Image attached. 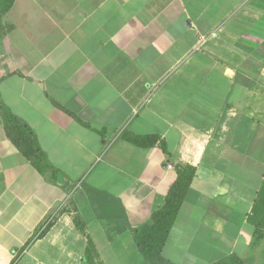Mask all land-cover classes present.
<instances>
[{
  "label": "crops",
  "instance_id": "0c3cea01",
  "mask_svg": "<svg viewBox=\"0 0 264 264\" xmlns=\"http://www.w3.org/2000/svg\"><path fill=\"white\" fill-rule=\"evenodd\" d=\"M2 22L0 100L42 155L0 110V264L263 260L264 0H15ZM178 165L196 175L147 258Z\"/></svg>",
  "mask_w": 264,
  "mask_h": 264
},
{
  "label": "trees",
  "instance_id": "16d2710c",
  "mask_svg": "<svg viewBox=\"0 0 264 264\" xmlns=\"http://www.w3.org/2000/svg\"><path fill=\"white\" fill-rule=\"evenodd\" d=\"M15 0H0V36L4 33L5 26L2 16L10 10ZM0 110L4 116V129L8 138L17 145L24 155L41 156L42 151L37 145L34 132L19 118L7 110L0 100ZM122 137L139 147L155 145L159 137L157 135H133L122 134ZM177 177L171 184L163 203L151 216V223L143 225L135 231V241L138 250L147 258H158L162 246L165 244L168 233L174 224L178 211L182 206L186 192L190 187L195 175L196 168L192 165L176 166ZM264 217V181L253 207L252 220L256 226L264 225L257 218ZM45 230L40 234L42 235ZM257 238V233H256ZM215 264H245L238 256L232 255Z\"/></svg>",
  "mask_w": 264,
  "mask_h": 264
},
{
  "label": "rangeland",
  "instance_id": "374dc122",
  "mask_svg": "<svg viewBox=\"0 0 264 264\" xmlns=\"http://www.w3.org/2000/svg\"><path fill=\"white\" fill-rule=\"evenodd\" d=\"M257 219H258V222L261 221L262 223H264V217H260V218H257ZM46 227H47V223L45 224V228L40 232V234L46 229ZM262 227H264V225H262ZM262 246L264 247V242H263ZM261 251H262L261 254L263 255L262 256L263 260H258L257 263L255 261V263L252 262L251 264H264V249H262ZM25 256H26L25 252L24 251H20L19 254L17 255L16 261L14 262V264H22V261L25 258Z\"/></svg>",
  "mask_w": 264,
  "mask_h": 264
}]
</instances>
